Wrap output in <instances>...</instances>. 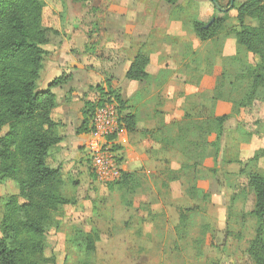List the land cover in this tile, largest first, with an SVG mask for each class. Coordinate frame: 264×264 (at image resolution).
<instances>
[{"label": "rangeland", "instance_id": "obj_1", "mask_svg": "<svg viewBox=\"0 0 264 264\" xmlns=\"http://www.w3.org/2000/svg\"><path fill=\"white\" fill-rule=\"evenodd\" d=\"M39 1L44 6L42 28L52 32L53 41L64 36L66 42L73 43L74 55L81 56L79 58L98 56L105 39L113 43L120 36L116 33V23L130 27L129 22L138 26L149 19L158 24L166 13L160 6H166L167 10L171 6L162 0ZM245 1L235 0V9L225 13L218 12L209 0H180L177 6L170 7V15H178L182 29L190 34L193 23L200 18L206 25L212 19H222L221 28L206 41L197 62L206 73L221 58V92L237 104L248 88L243 76L248 65H255L257 59L254 62V57L243 54L222 58L220 49L224 41L238 31L236 8ZM217 2L223 9L229 6V0ZM238 49L245 53L242 47ZM40 75L38 86L50 72L43 69ZM116 93L119 96V92ZM258 103L263 104L260 100ZM195 135L197 133L187 138L195 142L198 140ZM84 157V172L63 173V195L71 199L72 204L62 206L53 214L46 231L45 256L52 259L53 264H252L247 250L257 229L256 218L251 214L254 204L246 198L244 203L232 200L231 204H222L216 198L212 203L210 194L202 199L203 190L195 187L209 177L204 172L205 168L209 169L208 165H203L204 159L193 158L190 164L180 165L174 157V168L171 161L163 163L157 159L160 169L156 172L130 173L132 184L139 186L132 193L131 187L98 183L88 167V150ZM262 160L255 167L252 164L250 169L261 173ZM241 184L246 186L247 183ZM17 193L13 182L0 183V224L5 199ZM92 230L100 237L95 251L86 255L78 241L81 233Z\"/></svg>", "mask_w": 264, "mask_h": 264}, {"label": "crops", "instance_id": "obj_2", "mask_svg": "<svg viewBox=\"0 0 264 264\" xmlns=\"http://www.w3.org/2000/svg\"><path fill=\"white\" fill-rule=\"evenodd\" d=\"M170 7L167 10L166 6H160L166 13L158 24L149 19L138 26L129 22L130 27L116 23V33L120 36L113 43L105 39L98 56L79 58L74 55V44L66 42L64 36L56 41H53L54 35L49 36L41 70L50 75L37 87L45 90L61 76L68 80L51 89L55 97L52 120L58 125L56 135L60 142L49 151L46 165L60 168L62 173L85 171L84 156L90 132V120L87 131L82 128L85 104L95 103L99 90L107 92L109 84L125 104L123 114H132L136 120L134 132L121 129L114 139L119 147L121 172H156L160 169L157 159L163 163L171 161L174 168V157L180 165L190 164L189 158L201 150L187 138L195 129L187 134L186 126L227 116L216 149V135L207 137L203 165H208L209 169L205 168L204 172L209 177L205 183L198 182L197 188L209 193L212 203L215 198L222 204L244 203L245 198L253 202L251 194H243L245 186L241 182L245 183L247 178L245 174L240 175V170L257 151L264 149V90L257 100L238 112L227 97L218 100L216 84L222 73L221 58L212 70L203 72L197 57L207 43L185 32L178 15H170ZM198 21L203 23L201 18ZM238 48L235 38L230 36L222 44L220 57L243 54L253 58ZM140 52L150 60L146 67L147 79L128 81L125 74ZM259 100L263 103L261 106Z\"/></svg>", "mask_w": 264, "mask_h": 264}, {"label": "trees", "instance_id": "obj_3", "mask_svg": "<svg viewBox=\"0 0 264 264\" xmlns=\"http://www.w3.org/2000/svg\"><path fill=\"white\" fill-rule=\"evenodd\" d=\"M162 1L173 6L179 0ZM209 1L218 3L217 0ZM43 8L39 0H0V183L11 181L18 190L17 194L7 197L3 205L0 264H53V260L45 256L46 231L53 214L62 206L72 204L71 199L63 195L65 179L61 169L46 165L49 151L60 142L56 135L58 125L52 120L55 97L51 89L64 85L68 78L61 76L53 80L45 90L37 87L46 55L44 47L52 34L42 28ZM232 9H235L234 6ZM236 12L238 31L231 36L238 46L257 59L255 65H248L243 76L248 81L245 97L238 104L229 99L238 112L257 100L260 91L264 90V0H246L236 8ZM212 20L207 28L199 21L193 23L192 33L201 42L212 39L221 28L222 19ZM149 62L148 55L136 54L125 78L137 82L146 80ZM220 77L216 84L218 100L224 98L220 85L223 71ZM107 89V92L99 90L95 103L85 104L83 131H87L86 126L94 110L113 98L118 108L120 127L127 133L134 132L135 116L124 115V102L109 84ZM226 119L227 116L214 117L199 125L186 126L187 134L195 129L192 134L197 133L198 140L190 141L201 150L190 160L205 159L207 137L212 133L216 135L214 148L218 147ZM114 150L119 155V147L115 146ZM261 159H264V149L257 151L240 170V175L245 174L247 178L243 193L253 196L251 214L257 221L255 238L247 250L252 264H264V167L261 173L250 169ZM131 178L130 173L121 172L115 184L120 188L131 187L133 193L139 186H134ZM201 193L202 199L209 197V193ZM99 237L96 230L81 233L78 243L83 254L90 255L95 251Z\"/></svg>", "mask_w": 264, "mask_h": 264}, {"label": "built area", "instance_id": "obj_4", "mask_svg": "<svg viewBox=\"0 0 264 264\" xmlns=\"http://www.w3.org/2000/svg\"><path fill=\"white\" fill-rule=\"evenodd\" d=\"M121 129L117 104L113 98L94 110L90 119L87 150L89 167L100 184H113L120 179L119 155L114 150V139ZM112 137L114 139L111 140Z\"/></svg>", "mask_w": 264, "mask_h": 264}, {"label": "water", "instance_id": "obj_5", "mask_svg": "<svg viewBox=\"0 0 264 264\" xmlns=\"http://www.w3.org/2000/svg\"><path fill=\"white\" fill-rule=\"evenodd\" d=\"M234 1H235V0H229V6H228L227 9H223V8H221V7L218 5V3H216V2H213V6H214V8H215L218 12H220V13H225V12H227V11H229V10H232L233 5H234ZM213 21H214V20H211V21H210V24L213 23ZM208 26H209V24L206 25L205 28H207Z\"/></svg>", "mask_w": 264, "mask_h": 264}]
</instances>
